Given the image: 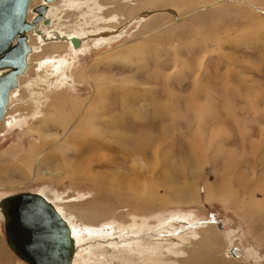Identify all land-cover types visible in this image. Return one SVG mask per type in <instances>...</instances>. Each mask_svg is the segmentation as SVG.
Returning <instances> with one entry per match:
<instances>
[{
    "label": "rangeland",
    "instance_id": "obj_1",
    "mask_svg": "<svg viewBox=\"0 0 264 264\" xmlns=\"http://www.w3.org/2000/svg\"><path fill=\"white\" fill-rule=\"evenodd\" d=\"M128 1L136 3V0ZM183 1L186 4H180L176 13L151 20L149 12L144 17L135 15L127 23L116 26L117 30L113 29L115 39L99 47L95 44L96 36L86 31L81 52L74 62L76 68L88 70L89 77L85 80L69 77L68 83L73 84L74 94L91 106L85 118H93V123L94 118H99L103 132L101 138L90 128L88 136L80 140V148L85 144L87 149L79 154L80 148L78 152L73 148L65 155L69 159L65 168L71 166L72 172L63 182L55 178L63 173L57 168L58 162L63 165L66 158L56 153L55 147L49 153L50 161L44 162L46 167L39 169L46 177L28 182L29 177L24 179L20 175L25 169L19 160L25 159V152L35 140L42 142L44 132L58 138L65 135L60 121L56 117L48 118V112L57 104L54 91L47 97L39 96L40 108L20 111L17 104L9 110L0 127V152L14 142H20L26 151L13 157L0 154V197L22 191L38 192L45 186L65 196L78 188L84 192L85 199L96 196L99 202L118 206L121 197L116 194L127 190L119 184L121 177L139 182L151 177V181L156 180L160 185L168 181L161 177L165 168L187 188L197 185L196 195L204 193L207 186L216 188L226 179L231 189H239V195L256 190V196H264V189H258L264 181V0H218L209 4ZM157 6L153 9L162 12L168 9L161 4ZM122 45L119 56L109 57L106 53ZM42 50L41 56L46 57L54 52L51 46ZM66 53L71 54L68 48L57 50L54 55L60 58ZM36 63L26 78L29 81L39 76ZM58 81V74L54 75L49 79L50 86ZM83 112L86 114L82 109V117ZM44 119L49 120L47 124ZM106 131L109 140L106 146H100ZM221 140L226 149L216 154L214 145ZM93 144L99 147L93 148ZM48 166L55 175L48 176ZM194 179L197 184H193ZM159 192L166 191L159 187ZM231 202L227 208L218 199L194 201L161 208L160 212L164 217L192 213L201 225H216L218 232L231 236V248L241 250L237 254L239 259H234L241 264H255L257 260L248 263L245 258L247 250L257 244L247 236L249 225L246 216L238 210L239 202ZM114 219L93 224L96 228L84 221L80 225L99 233L108 226L112 231L115 226L118 233L114 236H117L121 234V221ZM84 232L83 235H89ZM5 235L0 214V250L11 252L15 259L12 262L27 264L9 248ZM153 237H158L156 232ZM104 248L108 251L99 248L95 256L78 264H101L100 261L109 259L111 264H121V252L118 254L106 244ZM260 254L264 256V249Z\"/></svg>",
    "mask_w": 264,
    "mask_h": 264
},
{
    "label": "bare ground",
    "instance_id": "obj_2",
    "mask_svg": "<svg viewBox=\"0 0 264 264\" xmlns=\"http://www.w3.org/2000/svg\"><path fill=\"white\" fill-rule=\"evenodd\" d=\"M126 1L102 0L99 3L97 0H30L28 6L29 11L26 15L27 21L32 22L37 15L35 7L45 3L48 6L46 17L49 18L50 24L46 25L43 20H41L36 23L34 28L28 30L26 33L27 43L30 46V50L27 54V65L25 70L18 74L17 85L10 90L6 111L0 122V127L1 124L5 122L4 119L8 116V112L13 106L18 104L20 111L22 108H31V110H33V108H40L39 96L47 97L48 94L51 95L50 93H53L54 91V98L56 99L57 104L52 106L50 109L51 111L48 110V118L51 120V118L53 119L56 117V120L60 121V124L65 131V135L58 138L57 135H46L42 130L39 131L40 134L44 132V135L41 137L42 142L35 140L28 148L29 150L27 152H25L26 149L20 142H14L9 148L0 152L1 155H12V157L15 153L25 152V159L18 160L22 161V166L25 169H23L24 171L20 175H23L22 177H24V179L25 177H29L27 180L28 182L38 178L42 179L41 177H46V175L42 174L43 172H40L39 169L46 167L44 162L50 161L48 159L50 157L49 153L52 151L53 147H55L56 153L66 158L65 155H67V153L73 148H75L74 150L77 152L79 151L77 148L79 149L82 144L80 140L88 136L86 134L90 132V128L91 132H95L102 138L101 134L103 131L100 129L101 125L99 123V118H94V123L91 121L93 118H85L87 114L89 116V109H91V106L85 99L79 98L75 95L73 92V84L68 83L69 77L74 78L75 80H85L89 77L88 70L82 71L80 70V67H78L79 69L76 68L77 64L75 65L74 62V58L78 56L79 52H81L80 50L86 39L85 37L87 36L86 31H89V33L96 36L95 44L98 46L115 39L116 37H114V33L116 31H113V29H116V26L127 23L135 15L144 17L145 14L149 12L151 13V20L160 15L176 13V9L181 8V5L183 6V4H186L183 0H136V3ZM195 1L197 4L219 2L218 0H192L190 2L193 4ZM158 4L165 6V8L168 7V9L164 10L165 12H162L163 10L161 9L158 10L159 12L157 9L154 10L153 8H158ZM189 6H191V4ZM185 7L187 8V6ZM33 9L35 11H33ZM65 14L67 15L65 16ZM214 34L215 33H212L211 35ZM75 39L79 40L78 45L74 44ZM206 39L207 38H205V40ZM15 43L16 40L14 41V44ZM47 46H51L52 49H54V52L48 54L47 57L41 56V50L43 48L47 49ZM123 46L124 45L116 49H108L106 53L110 54L108 55L109 57L119 56ZM65 48H68L71 54L66 53L60 58L55 57L57 50ZM37 54L38 56H36ZM101 56H103L102 53ZM34 62H37L39 76L29 81V79L26 78H28L31 68L34 66ZM74 67L75 69L73 70ZM4 70H7V68ZM1 72L3 71H0V73ZM57 74L59 77V83H53L50 86L49 79ZM43 105L41 104L42 107ZM68 108L70 109L69 112ZM82 109L86 112V114L83 112V117L80 113ZM91 114H93V112H91ZM17 119L19 122V118ZM48 121L47 119H44V123L47 124ZM103 134L104 138L102 139L103 142L99 144L100 146H106L105 144L109 140L108 137H105L109 136V132L106 131V133ZM49 138H52L53 141L49 142ZM214 146V152L216 154H222L226 149L224 147L226 145L222 140ZM86 147L87 146L83 144L80 148L79 154L87 149ZM96 147L99 146L93 144V148ZM64 161L63 165L59 162L57 164L58 170L60 172L61 169L63 170V173L57 174V178H55V180H59L60 182H63L65 178L70 177L72 172L69 170L71 166L65 168V163L68 162L69 159L66 158ZM50 168L51 167L48 166L46 170L50 172ZM19 169L21 170V168ZM166 169L168 168L162 169L163 175H161V177L162 180L168 181H159L161 182L160 185L156 180L154 182L151 181V177L149 180L145 179L146 181L143 182L135 181L126 176L121 177L122 179L119 184L121 186L124 185V188L127 187V190H122L121 195L120 193L116 194L121 197L118 198L119 207L117 205L106 204L107 201L105 203L99 202L97 201L96 196L95 198L91 197L85 199L83 197L84 192L78 188L75 190L73 189V193L70 192L65 196L59 195L57 191L51 189L49 186L41 188L38 192L52 202L69 226V232L74 243L71 264H78L79 261L84 259L87 262L91 256H95L96 252H99V248L103 250L105 244L107 247L111 246L118 254L121 252L120 262L118 260L121 264H241L236 261V259H239L237 254H234V252L231 251V236L228 233H225L224 235V232L222 233V231L218 232V227L216 225L214 226V224L212 225L211 223H208L209 226H207L206 223L201 225V221L199 222L192 213L185 215L173 213L170 214L169 217H164V214L160 212L161 208L164 210L171 206L181 205L183 203L194 201L208 202L211 201V199L223 201L227 208L229 207V202L232 203V200L239 202L238 210L246 216L249 225L247 236L251 237V241H255L257 244L256 247H251L247 250L245 260L248 261V263L257 260L258 263L256 262L255 264H264V256H261L260 254L261 249H264V196H256V190H251L250 194L239 195V189H231V187L228 186L226 179L224 180V183L218 184L216 188L207 186L204 193L196 195V190L198 188L197 185H190L187 188V186L182 185L177 179L172 178V172L167 173L168 170L166 171ZM52 175L55 174L52 172L48 174L49 177ZM193 184H197L195 179ZM96 186H99V183L96 182ZM260 186L261 187L258 189H264V181L263 185L260 184ZM159 187H163L166 192H159ZM253 188H256V186ZM96 193L101 197V194L98 191ZM4 197L5 196L3 195L0 197V202ZM81 197L83 199H80ZM70 201L74 202L69 203ZM234 202L235 201H233V203ZM0 214L4 220L1 203ZM114 218L121 221V227L119 228L121 234L117 236H114L118 233L115 232L117 231L115 226H113L112 231H110L108 226L102 229L101 233H99L97 232L98 230L95 232L94 229H90L87 225H80L82 224V221L87 224L101 225L106 219ZM109 224L110 222L107 223V225ZM255 224L258 225L255 226ZM93 227L95 226L93 225ZM84 231L88 232L89 235L92 233L96 234L88 235V237L83 235ZM155 232L158 236L156 238L153 237ZM226 234L231 241L228 240ZM100 235V238H96V236L99 237ZM5 239L9 246L6 235ZM9 248L11 247L9 246ZM11 250L16 254L12 248ZM113 250L111 251L113 252ZM16 255L23 262L30 264L18 254ZM13 257L12 253L8 250H0V264H16L12 262L14 259ZM100 263L111 264L112 262L109 259L102 260Z\"/></svg>",
    "mask_w": 264,
    "mask_h": 264
},
{
    "label": "water",
    "instance_id": "obj_3",
    "mask_svg": "<svg viewBox=\"0 0 264 264\" xmlns=\"http://www.w3.org/2000/svg\"><path fill=\"white\" fill-rule=\"evenodd\" d=\"M29 2L0 0V71H3L0 73V122L10 90L17 85L18 74L27 65L30 50L27 31L41 20L50 24L45 3L35 7L37 15L32 22L27 21ZM78 43L75 39L74 44ZM0 203L7 242L16 254L30 264H71L73 239L69 226L52 202L39 192L22 191L5 196Z\"/></svg>",
    "mask_w": 264,
    "mask_h": 264
},
{
    "label": "flooded vegetation",
    "instance_id": "obj_4",
    "mask_svg": "<svg viewBox=\"0 0 264 264\" xmlns=\"http://www.w3.org/2000/svg\"><path fill=\"white\" fill-rule=\"evenodd\" d=\"M218 224H220L221 226L223 225V223L222 224L221 223H218ZM232 251L234 252V254H238L239 252H241V250H237L236 251V248L235 247L232 248ZM238 255H240V254H238Z\"/></svg>",
    "mask_w": 264,
    "mask_h": 264
}]
</instances>
